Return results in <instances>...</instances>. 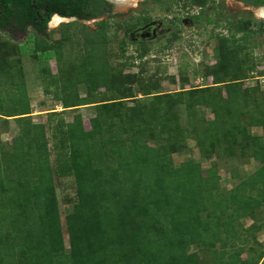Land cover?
I'll use <instances>...</instances> for the list:
<instances>
[{"label":"trees","instance_id":"trees-1","mask_svg":"<svg viewBox=\"0 0 264 264\" xmlns=\"http://www.w3.org/2000/svg\"><path fill=\"white\" fill-rule=\"evenodd\" d=\"M213 1L187 3L198 5L203 13ZM242 1L264 5V0ZM107 9L106 0H0V31L12 26L33 32L28 49L18 44L20 60L0 65V117H13L20 128L10 142L0 139V264H203L191 251L194 245L213 250L219 264H264V249L254 246L250 234L263 226L253 224L250 233H239L240 220L254 218L264 207V91L243 87L244 77L239 76L247 61L244 54L258 45L251 37L264 29V21L257 22L255 30L251 18L228 20V33L218 36L220 58L212 67L213 84L159 93L148 106L137 101L129 107L124 103L136 100L134 85L142 84V77L125 72V67L135 66L149 48L127 57L120 41L119 60L132 61L113 63L108 47L119 20L114 19V26L112 16L103 18L95 29L82 23L101 18ZM55 14L77 17L62 24L58 40L52 38L58 30L48 29ZM201 15L194 16L196 21ZM151 19L135 16L127 30L135 31ZM65 47L79 55L78 60H65ZM29 49L46 75L45 93L63 110L88 104L87 97L101 88L120 95L95 104L89 129L81 113L68 121L63 110L47 112L55 167L46 125L29 115L22 60ZM53 58L57 73L49 64ZM80 84L86 85V96L80 94ZM153 88L146 85L144 94ZM199 102L213 114L203 124L196 123ZM181 106L188 114L186 128L178 121L176 109ZM253 126H261L263 134H253ZM191 134L204 156L239 151L261 164L223 191L215 165L203 168L193 159L174 163L172 154ZM56 174L73 176L77 186L78 200L66 215L69 248L63 238ZM252 240L248 250L256 254L242 258Z\"/></svg>","mask_w":264,"mask_h":264},{"label":"rangeland","instance_id":"rangeland-1","mask_svg":"<svg viewBox=\"0 0 264 264\" xmlns=\"http://www.w3.org/2000/svg\"><path fill=\"white\" fill-rule=\"evenodd\" d=\"M143 1L138 0L134 4L131 3L122 10L111 8L101 18L82 22L90 28L95 29L98 27L97 21L103 18L112 16V23L115 22L114 19L119 20L121 26L114 27L117 30L116 37L108 47L111 61L115 64L132 61L119 60V55L122 52L120 41H124L125 43L123 51L127 57L138 55L143 47L149 48V53L142 58L138 56L134 61L135 66L125 67V72L139 74L142 77V84L139 86L134 85L137 94L136 100H129L124 103V105L129 107L135 106L137 101L143 102L144 105L148 106L153 97L159 93L182 90L183 87L185 89L197 86L205 88L208 84H213L212 67L220 58L218 36L228 33V20L238 17L251 18L252 27L255 30H258L257 22L264 21V16L260 15L262 12H257L251 5H247L240 0H215L205 7L198 21L195 20L194 16L199 13L201 8L198 5H189L187 0H161L159 4L152 0H146V3H142ZM56 15H53L51 18L49 22L51 24H49L48 29L58 30L52 34V38L58 40L61 36L59 28L66 21L64 19L56 21ZM146 15L152 17L151 29L144 30V32L141 31L142 33L127 30L128 22L135 21V16ZM113 25L117 26L118 23H113ZM31 35H33V32L30 27H27L25 31L20 30V32L12 34V36L0 31V65H6L7 60H20L18 44L25 45L26 49H28L27 45L30 44L28 39ZM251 39L252 44L258 45L253 48V51L248 50L244 54L243 60L247 61L243 69L240 70L239 76L244 77L243 87L250 89H257L259 87L264 91V29L252 36ZM65 50L67 52L65 60L66 57L78 60L79 55L72 53L67 47H65ZM31 53L32 50L29 49L28 54L22 57L26 68L25 80L31 104L29 115H31L34 122H43L46 125L50 141L51 160L55 167L57 156L49 129L47 112L53 110L61 111L63 107L52 94L45 93L43 89V77L46 75L41 74L38 63L39 59ZM55 60V58L50 59L49 64L52 71L57 73L58 65ZM184 76L187 80L185 84L182 83ZM150 83L154 84V88L151 90L152 93L145 95L146 85ZM78 88L82 96L87 95L85 84H80ZM106 98L118 99L120 95L101 88L94 95L87 97L88 104L65 109L62 111L63 116L66 120L71 121L77 113H81L85 126L89 129L91 128L90 120L96 115L95 104ZM194 109L197 124H203L204 121L213 117L210 106L207 104L196 103ZM176 111L177 113L179 112L178 121L181 127H188L189 119L186 109L181 106ZM251 132L256 135H262L263 128L261 126H253L251 127ZM19 133L20 128L16 119H13V117H9L8 119L0 117V139L10 142ZM161 142L162 140L159 141V144ZM172 158L177 165L188 159L201 162L203 168L215 165L218 169L220 187L223 191L235 187L261 164L256 159L242 156L239 154V151L229 156H226L221 151L213 155L211 154L209 157L204 156L193 134L186 137L182 143L181 150L173 153ZM55 184L64 230L63 238L67 248H69L66 215L73 210L74 204L78 200L77 186L73 176L60 177L57 174L55 176ZM253 220H251V217L242 218L240 220L239 233L241 235L250 233L253 224L256 226L262 225V228L258 230L254 229L250 234L253 233L256 240L258 237L262 240L260 248L264 249V207L256 211ZM249 245L253 246L252 242L242 251L245 257L247 254L252 256L256 254L254 251L249 252ZM219 246L220 244L217 243L214 250H217ZM191 251H196L200 255L203 264H219V260L214 257L215 252L213 250H208L200 245H194L191 247Z\"/></svg>","mask_w":264,"mask_h":264},{"label":"flooded vegetation","instance_id":"flooded-vegetation-1","mask_svg":"<svg viewBox=\"0 0 264 264\" xmlns=\"http://www.w3.org/2000/svg\"><path fill=\"white\" fill-rule=\"evenodd\" d=\"M107 1V3H108V9H107V11H106V13L107 12H109L110 10H111V8H112V4L108 1V0H106ZM153 1V0H152ZM240 1H242V0H240ZM159 2L160 1H158V2H156V3H158L159 4ZM243 2H245V1H243ZM142 3H146V0H144ZM247 5H255V4H249V3H247V2H245ZM105 13V14H106ZM202 12H201V10L199 11V13H197L196 15H200ZM195 18V17H194ZM196 20V19H195ZM151 22H152V19H151V21L149 22V23H145L144 25H142V26H140L139 28H137L134 32H136V33H142V32H144V30H147V29H151L150 27H152V24H151ZM142 31V32H141ZM1 32H3V33H7L9 36H12V34H17V32H20V30L18 29V28H15V27H12V26H5V27H2V31ZM142 38V37H141ZM143 39H145V38H143Z\"/></svg>","mask_w":264,"mask_h":264},{"label":"water","instance_id":"water-1","mask_svg":"<svg viewBox=\"0 0 264 264\" xmlns=\"http://www.w3.org/2000/svg\"><path fill=\"white\" fill-rule=\"evenodd\" d=\"M108 1L112 4V8L114 10H122L131 4V2L127 0H108ZM251 7L257 12L260 9H264V5H251ZM56 17H59L60 19H64L66 22L77 20V17H63V16H60L59 14H57Z\"/></svg>","mask_w":264,"mask_h":264},{"label":"crops","instance_id":"crops-1","mask_svg":"<svg viewBox=\"0 0 264 264\" xmlns=\"http://www.w3.org/2000/svg\"><path fill=\"white\" fill-rule=\"evenodd\" d=\"M251 220L254 221L253 218H251ZM245 227H246V226H245ZM253 240H254V239H253ZM253 240H252L251 242H253ZM261 242H262V240L259 239V237H258L257 240H256L257 246H256V243H255V242H253V244L255 243L254 246L257 247V248H260V247H261V244H262ZM260 243H261V244H260ZM242 258H245V256H243V254H242Z\"/></svg>","mask_w":264,"mask_h":264},{"label":"bare ground","instance_id":"bare-ground-1","mask_svg":"<svg viewBox=\"0 0 264 264\" xmlns=\"http://www.w3.org/2000/svg\"><path fill=\"white\" fill-rule=\"evenodd\" d=\"M127 1H129V2H131L132 4H134L136 1H138V0H127ZM259 12H262V13H260V15L261 16H264V9H260V10H258ZM56 21H59L60 20V18L59 17H56V19H55Z\"/></svg>","mask_w":264,"mask_h":264}]
</instances>
